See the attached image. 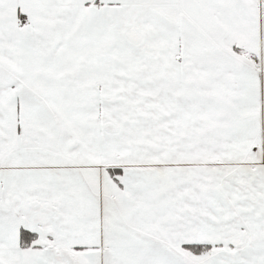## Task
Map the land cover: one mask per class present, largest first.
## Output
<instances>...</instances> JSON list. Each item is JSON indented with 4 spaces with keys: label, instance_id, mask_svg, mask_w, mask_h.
<instances>
[{
    "label": "snow or ice",
    "instance_id": "1",
    "mask_svg": "<svg viewBox=\"0 0 264 264\" xmlns=\"http://www.w3.org/2000/svg\"><path fill=\"white\" fill-rule=\"evenodd\" d=\"M0 264H264V0H0Z\"/></svg>",
    "mask_w": 264,
    "mask_h": 264
}]
</instances>
